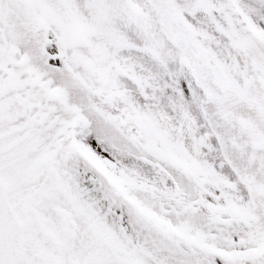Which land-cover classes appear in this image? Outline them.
Wrapping results in <instances>:
<instances>
[{"label":"snow or ice","instance_id":"1","mask_svg":"<svg viewBox=\"0 0 264 264\" xmlns=\"http://www.w3.org/2000/svg\"><path fill=\"white\" fill-rule=\"evenodd\" d=\"M0 264H264V0H0Z\"/></svg>","mask_w":264,"mask_h":264}]
</instances>
